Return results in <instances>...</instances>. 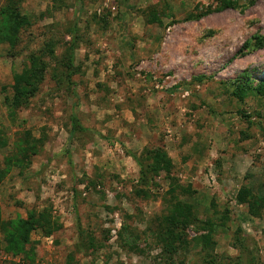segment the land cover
Returning <instances> with one entry per match:
<instances>
[{
    "label": "rangeland",
    "instance_id": "374dc122",
    "mask_svg": "<svg viewBox=\"0 0 264 264\" xmlns=\"http://www.w3.org/2000/svg\"><path fill=\"white\" fill-rule=\"evenodd\" d=\"M8 1L0 0V10ZM13 1L30 25L13 48L0 44V128L9 142L0 167L21 132L44 144L28 167H11L0 184V214L9 221L48 209L62 229L31 234L28 261L2 248L0 264H201L197 238L207 232L200 224L186 230L188 245L173 263L156 243L153 220L176 200L192 205L198 222L213 223L211 258L264 264V215L251 217L236 201L243 186L264 195V98L239 102L225 92L231 82L264 81V47L244 48L264 35V0H231L239 9L222 12L213 11L221 0ZM151 14L159 23L148 21ZM72 31L78 73L71 84L54 58L45 59L39 91L11 120L4 98L12 97L27 54L52 42L60 59ZM198 76L202 83L193 80ZM72 115L85 132L70 140ZM155 147L166 151L173 170L154 176L143 196L127 152L140 157ZM77 222L94 248L76 250ZM238 229L244 248L235 242Z\"/></svg>",
    "mask_w": 264,
    "mask_h": 264
},
{
    "label": "trees",
    "instance_id": "16d2710c",
    "mask_svg": "<svg viewBox=\"0 0 264 264\" xmlns=\"http://www.w3.org/2000/svg\"><path fill=\"white\" fill-rule=\"evenodd\" d=\"M226 9H239L236 2L231 0H221L220 6L214 9L215 12H222ZM212 12L207 9L203 14L188 15L187 21L198 20L203 15H208ZM150 23H159V15L151 14L149 16ZM29 17L22 15L18 9V3L9 0L7 5L0 10V44L5 43L10 48L15 46L16 40L19 36V31L24 26H29ZM71 41L67 43V47L57 60L54 55L52 42H47L42 50L37 52H30L26 56V65L20 73L13 76V84L11 86L12 97H5L4 104L8 112V117L13 121L16 119L15 111L27 106L29 100L39 91L46 73L47 62L45 59L54 58L59 67L61 66L65 71V81L71 84L72 77L78 73L74 65L75 50L77 48V37L72 31ZM264 47V35L255 36L251 41L244 44V48L251 50H260ZM203 77H196L193 80L197 83H202ZM225 92L239 102H243L249 95L264 98V81L260 82L256 87H252L248 80L245 82H231ZM242 116V115H241ZM244 117V116H242ZM71 128L69 131V139L78 132H85V128L79 123L75 115L71 116ZM44 142L41 139H36L32 136L31 131L25 130L20 133L19 139L15 144V151L9 153L3 162V167H0V184L3 182L7 173L13 166H20L21 168L28 167L31 162V157L37 155L43 147ZM9 146L6 133L0 128V149H5ZM13 153V154H12ZM128 156L137 164L139 168L138 187L139 193L147 196L150 191L152 178L159 173L170 174L173 170V163L162 147H155L145 149L142 156H137L134 153H128ZM179 193L183 195L192 194L190 186L187 188L175 187ZM176 190H170L173 194ZM236 201L247 207V213L253 218H261L264 215V195H254L250 188L241 187L236 193ZM223 220H228L225 213ZM200 224L202 231H206V235H201L197 238L199 244L202 245V252L205 255L201 258V264H220L215 258H211L213 251V241L211 234L213 233V223L209 220L198 222L197 214L192 205L176 200L171 203L167 213L156 217L153 220L154 236L157 245L161 247V254L169 263L174 262V257L177 256L178 251L185 249L188 245L186 230L190 226ZM62 229V225L54 216H51L50 210L43 209L41 211L28 212L26 218L5 221L0 214V250L2 249L6 254L12 257L21 256V260H30L32 256L31 249L26 250V246L30 243L31 234L40 231L45 237L51 236ZM126 230L127 228L123 227ZM87 236L82 230V227L77 222V251H85L95 247V242L92 239L84 242V237ZM122 238V236L120 237ZM235 242L237 247L242 248L244 239L241 230H236ZM244 248V247H243ZM211 251V252H210ZM210 252V253H209ZM244 252V251H243ZM246 252V248H245ZM5 264H21V262H14L12 260L5 262Z\"/></svg>",
    "mask_w": 264,
    "mask_h": 264
},
{
    "label": "built area",
    "instance_id": "2783aa9c",
    "mask_svg": "<svg viewBox=\"0 0 264 264\" xmlns=\"http://www.w3.org/2000/svg\"><path fill=\"white\" fill-rule=\"evenodd\" d=\"M212 181L214 182V180L212 179Z\"/></svg>",
    "mask_w": 264,
    "mask_h": 264
}]
</instances>
